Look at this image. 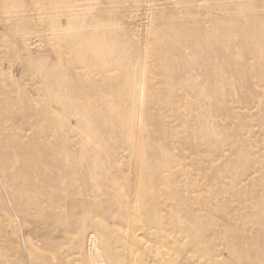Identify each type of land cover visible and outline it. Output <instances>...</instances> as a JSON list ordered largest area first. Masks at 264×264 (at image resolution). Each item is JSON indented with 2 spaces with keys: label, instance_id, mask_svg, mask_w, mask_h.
Returning <instances> with one entry per match:
<instances>
[{
  "label": "bare ground",
  "instance_id": "1",
  "mask_svg": "<svg viewBox=\"0 0 264 264\" xmlns=\"http://www.w3.org/2000/svg\"><path fill=\"white\" fill-rule=\"evenodd\" d=\"M206 2L218 7L199 29L153 17L156 10L150 8L146 24H158L136 43L131 34L138 25L112 29L129 19L107 0H70L46 11L0 0V29L7 31H18L31 12L38 23L77 14L71 24L47 25L53 38L20 29V39L5 43L4 56L22 64L28 76L35 74L43 95L17 94L11 81L10 101L0 96V158L20 164L0 180V200L13 210L19 198L27 200L22 220L14 219L8 202H0V264H264V160L251 153L262 144L254 127H264L263 117L256 121L251 115L264 101V0ZM223 2L233 7L225 9ZM237 14L243 15L246 34L235 38ZM52 41H64L66 49L51 48ZM127 42L136 50L130 57ZM42 44L44 54L38 49ZM67 50L74 61L66 58ZM190 52L203 70L196 80L212 89L222 85L215 105L186 85L195 82ZM147 92L153 97L148 103ZM233 92L240 102L232 100ZM193 97L199 104L191 103ZM43 99L51 105L41 106ZM240 103L246 108L242 117L235 113ZM185 111L227 122L216 123L215 131L225 132L220 138L210 135L206 124L189 126L199 139L190 145L195 174L178 170L187 159L178 152L179 139L191 138L171 120L181 121ZM60 112L75 117V125L58 117ZM30 128H37L30 137L2 131ZM111 151L115 157L131 153L118 163L124 165L135 152L139 177L122 175L110 162ZM66 195L83 200L66 210L59 201ZM33 201L37 211L31 213ZM68 217L76 218L71 236L61 241L46 236L45 248L33 247L40 241L28 232V222L65 227Z\"/></svg>",
  "mask_w": 264,
  "mask_h": 264
},
{
  "label": "rangeland",
  "instance_id": "2",
  "mask_svg": "<svg viewBox=\"0 0 264 264\" xmlns=\"http://www.w3.org/2000/svg\"><path fill=\"white\" fill-rule=\"evenodd\" d=\"M70 0H48L47 2L43 1L41 2L40 0H21V4L23 7H31V6H39L41 7V9H43V11H46L49 8V5L52 6H57L59 4H64V3H68ZM75 1V0H72ZM109 5H114L112 8L113 10L115 8H118L120 10H125V16L129 19V21H127L128 23L125 24V27L122 26H113L112 29L114 31H121L123 32L126 29H129L130 27H134V25H138L139 27H137L139 29V33L134 29V32L131 34L133 40L137 43V42H141V40H144V37H146L148 31L153 30L156 25L158 24L157 22H154L152 24H150L149 26L146 24L147 23V16L149 13L150 8L156 10L155 12H150L151 16L153 17H161V18H167L169 17V19H167L169 22H172L173 24H178L179 22L181 23H189L194 29H199L200 27H203L206 25V23L208 21H210L212 19V17L215 16V14L213 13V9H215L216 5H212L211 3H207L206 0H107ZM31 3V4H30ZM112 3V4H110ZM30 4V5H29ZM75 4V3H74ZM81 3H79L78 5H80ZM69 5H72L69 4ZM223 5L225 6V9H231L233 7L232 4H225L223 2ZM253 5V4H252ZM208 6V7H207ZM207 7V8H206ZM258 13H260V11H258ZM36 13H29L28 15H25L23 19L28 18L27 22H24L23 25L19 28L20 29H24V30H28L30 32H33L34 36H41V37H45V38H53L55 36V33L51 30H49L47 28V25H49L50 23H53L54 21H62V20H66L68 23H72L73 21V17L77 16V14H75L73 12L72 17H59V16H51V17H47L43 20H40V23L36 22V20L38 19L36 17ZM93 15H95V13H93ZM91 16V14H90ZM234 23H235V27L232 30V34L233 36L239 37V35H245L246 31L243 30V24H242V19H243V15L241 14H237L232 16ZM206 22V23H205ZM26 25V26H25ZM43 25V26H42ZM152 25V26H151ZM7 29V28H6ZM5 28L4 29H0V72L2 73V79H0V89L2 90V93L0 94V96L4 99V101L8 100L10 101L11 95L8 91V88L10 87L9 83L12 81L14 83V90L17 94L20 95H29V96H34L37 97L39 95H43L42 91L36 88V85L34 83V79L37 77L35 74H32L31 76H28V74L25 73V70L22 68V64H20L19 62H15L12 59L5 57L4 53H6L7 49L5 47V43H8L9 41H11V39H16L17 37L20 39L21 38V33L18 31H7ZM137 29V30H138ZM23 34V33H22ZM140 35L139 37L137 35ZM14 37V38H12ZM16 37V38H15ZM138 37V38H137ZM47 38V39H48ZM126 39V37H125ZM53 40V39H52ZM128 40V38H127ZM64 41H52V43L48 44L49 46H51V48L54 49H66L63 46ZM127 46L125 47L127 49L126 55L127 57H130L132 54V43L131 42H127L126 43ZM44 47H46V44H42V47H38V49L41 52V54H44ZM121 48V47H118ZM133 52H136L133 51ZM189 52V51H188ZM144 50L143 47L140 49V54L143 55ZM190 56V62L195 63V65L193 66V70H192V75H193V79L195 82H188L186 83V85L192 87V88H198L200 91L205 93V97L204 100L208 105H215L216 103H218L220 101V96L221 93L223 91L222 85L218 86L217 89H212L211 87H206L205 83L201 81H197L196 78L201 76L203 74V70L202 67L199 66V60H198V56L193 54L192 52L189 53ZM66 58H68V60H72L74 61L75 56L73 54H71L70 51H66ZM146 79L147 81H149L150 79V72H149V68L146 66ZM219 74H222V70H216ZM237 90V89H236ZM4 91V92H3ZM249 91V90H248ZM236 93L238 91H235ZM233 92V96H232V100L234 102H240L241 97L238 96V94H236ZM194 94H197L196 92ZM52 99V98H51ZM67 101H71L70 97L66 98ZM147 103L153 100V97H151L150 93L147 92V97H146ZM51 100H42V102L40 103L41 106H47V105H51V103L49 102ZM191 103L192 104H199V100L195 97H193L191 99ZM190 101H188L186 103L187 106H190ZM241 105V109H236L235 113L238 114L239 116L242 117V115H244V112L246 110V108L244 107V103H240ZM256 106L254 110H252L251 115L253 116V120L256 121H260V116L261 118H264V101L260 104H256L254 105ZM183 114V113H182ZM185 117H183V119H181V121L177 122V120H171L173 123L175 124H179V126L181 127L179 129L180 133H187L186 135H188L191 138L190 142H187L188 140H186L185 138L183 139H179V141L181 142V145L177 146L178 147V152L181 154H186L187 159L184 161L183 163V167L180 168L178 170H185L187 169L188 173H194L195 174V168H196V163H195V156L193 155L191 149H190V145L192 144H199V139H197V137L195 136V134H193L192 132H194L193 129H191L189 126L190 125H195V127H198L200 125L206 124L207 127V132L210 133V135H216L218 138H220L221 136L225 137L222 134H225L224 131H222L220 129V127H218L219 131H215V127H216V123L218 122L219 126L222 125H226L227 122L223 120L221 121V119H216L212 114H207V116L202 113V114H197L195 111H191V112H187L185 111L183 114ZM58 117L62 118V119H66L69 120L71 125H75L76 123V118L75 117H71L70 115H66L65 113H59ZM227 119V118H226ZM4 120V118L0 117V129H2L4 127V122L2 121ZM230 120V119H229ZM31 122H33L34 124H39V121L35 120V119H31ZM186 121V123H185ZM255 131L257 132L258 136H262V144H258V147H256L254 150L251 151V153H253L256 157V155H258V157H260L262 160H264V155L263 153V148H264V127L263 126H257L254 127ZM32 131H24V130H2L4 131L7 135H14L17 136V134L19 136H28L30 137L32 135V132L36 131L37 128H30ZM43 134H46V131L42 132ZM76 133L78 134H82V130L80 129H76ZM148 133L149 130L147 129L145 131V136L148 137ZM228 134V133H226ZM119 141V139H116L114 143H117ZM2 142V141H0ZM82 142L80 141L79 145H81ZM206 150L208 152V149L206 147ZM124 152V151H123ZM128 154L131 155V153H129L128 151H125L124 153H122L119 157H115L116 153L115 151H111L109 153V157H110V162L113 165H116L120 168H122L123 171H121L122 175H130L132 177H139L138 173H137V157L135 152H132V159L130 160L129 164L126 163V165L124 164H118L120 161H124L125 159H127ZM113 156V157H112ZM112 157V158H111ZM204 157V155H203ZM7 159H4L3 157L0 158V180H4L6 178V176L8 174H10L11 172H13L14 170H17L20 166V164L15 163L14 161H7ZM5 163V165H4ZM44 166H48L47 164H44ZM188 167V168H187ZM119 170V169H117ZM133 179V178H132ZM46 183L42 182V181H38V185L40 186H44ZM0 194H4L3 191V187H2V182L0 181ZM16 198V196H15ZM20 199V202H18L16 208L12 207V204L10 202H8V200H6L5 198H3L2 200H0V202H3L7 205L8 202V210L10 212H12V216L14 217V219L16 220H22V216L20 213V211H22L23 207H26V203L27 200L26 199ZM83 200L82 196L79 195H75L74 197H71L69 195L66 196H62L61 199L59 200L62 205H64L66 207V210H68L71 206H76L77 203L81 202ZM37 201V200H36ZM37 202L33 201V203L31 205L28 204V209L29 212H33V211H37V208L35 209L33 204H35ZM82 211V210H80ZM76 221V218L74 217H68L67 219V224L65 227H61V226H56L54 224H46L45 226L37 223L35 221H31L28 222L27 226H28V232L38 241H40V243L38 242L36 245H34L33 247H36L38 249H43L46 247L47 245V241L43 240V237L45 238L46 236H49V240L51 239L52 241H61L63 240V236L72 235L73 229L70 228V225ZM51 236V237H50ZM48 240V241H49ZM25 255L27 257V254L25 252Z\"/></svg>",
  "mask_w": 264,
  "mask_h": 264
}]
</instances>
